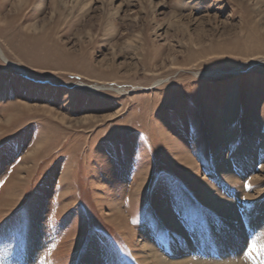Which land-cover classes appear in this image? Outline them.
Wrapping results in <instances>:
<instances>
[{
	"label": "rangeland",
	"instance_id": "374dc122",
	"mask_svg": "<svg viewBox=\"0 0 264 264\" xmlns=\"http://www.w3.org/2000/svg\"><path fill=\"white\" fill-rule=\"evenodd\" d=\"M0 48V264H264V0H0Z\"/></svg>",
	"mask_w": 264,
	"mask_h": 264
},
{
	"label": "bare ground",
	"instance_id": "6f19581e",
	"mask_svg": "<svg viewBox=\"0 0 264 264\" xmlns=\"http://www.w3.org/2000/svg\"><path fill=\"white\" fill-rule=\"evenodd\" d=\"M60 1V0H59ZM70 1H72V4H74V6L75 5H77V3H78V1L79 0H70ZM65 4V3H64ZM80 6V5H79ZM59 14V13H58ZM0 56H1V58L3 59V61L6 63V64H8V65H11V66H13V67H15L19 72H21L22 74H26L27 75V72L23 69V68H21L18 64H16V63H13V62H11V61H9L7 58H6V56L4 55V53H3V51L1 50V48H0ZM243 159V158H242ZM244 162L246 163L247 161H245L244 160ZM248 163H251V160H248ZM217 171H219L220 173H222V174H225V175H228L230 172H231V169H230V166L225 162V161H221L220 163H218L217 164ZM218 203V202H217ZM218 205V207H220V208H222V209H224V213L225 214H229V215H227V216H230V214H232V211H233V207L235 206V205H229V204H226V205H223V206H221L219 203L217 204ZM263 205H264V203H263ZM235 208V207H234ZM236 210V212H235V215H231V217H228V218H231V219H233L232 220V227H231V229L232 230H234L236 233H237V235L239 236V238H241V242L244 240V238H246V234H245V232H246V230H245V228H244V225H243V223H242V220L240 219V216H239V214H238V212H237V209H235ZM241 213V212H240ZM235 223H237V224H235ZM258 223L260 224V222H259V220H257V217H256V219L254 218V221H253V223H251V224H257L258 225ZM252 225V226H253ZM261 227H264V225L262 224V226ZM257 231V230H256ZM234 236V235H233ZM232 236V240H229L230 241V248H232V247H235V246H237L238 247V243H237V239H235V238H237V237H233ZM219 237V236H218ZM231 238V237H230ZM219 239V238H218ZM221 239V238H220ZM217 244H215V250H214V248H209L208 247V251L207 252H211L212 254H216V252H218V251H216V250H218V249H220V246H216ZM189 247L186 249V248H184V247H181L179 244L177 245V248L175 249V251L177 252V254L180 252V255H182V258H181V262H177V261H172V260H170V262L168 261V260H166V262L165 263H162V264H205L204 262H203V259H201V257H198V258H195V259H192V260H189L190 259V257H196L195 255V251H196V249H194V248H196V246L194 247V243H191L190 245H188ZM217 248V249H216ZM212 250H214V251H212ZM190 252V253H189ZM219 252H221V250L219 251ZM236 252V251H235ZM192 253H193V255H192ZM192 255V256H191ZM155 258H157L158 256L157 255H155L154 256ZM193 257V258H194ZM189 260V261H188ZM218 260H220V261H218ZM218 260H215V261H213L212 260V258H211V262L210 263H208V264H213V263H215V264H217L218 262H221L222 264H227V263H230V264H236V261H235V258L234 257H232V256H227V257H221L220 259H218ZM160 262H164V261H160ZM161 264V263H160Z\"/></svg>",
	"mask_w": 264,
	"mask_h": 264
}]
</instances>
